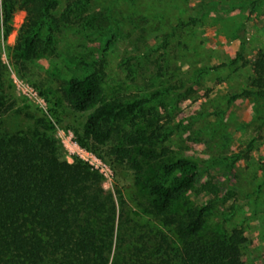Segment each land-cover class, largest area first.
I'll return each instance as SVG.
<instances>
[{
	"label": "rangeland",
	"instance_id": "rangeland-1",
	"mask_svg": "<svg viewBox=\"0 0 264 264\" xmlns=\"http://www.w3.org/2000/svg\"><path fill=\"white\" fill-rule=\"evenodd\" d=\"M252 1L136 0L129 6L93 0L83 15L100 14L102 28L113 17L119 30L105 51L100 30L88 31L81 16L71 13V20H79L57 36L54 52L39 53L27 64L14 50L27 10L21 3L15 6L10 33L0 39L1 89L12 104L3 123L11 132L28 131L46 114L47 131L57 140L61 159H79L97 169L103 188L115 196L116 216L120 193L127 220L120 259L132 244L149 243L152 231L165 230L150 210L148 186L169 179L164 162L190 158L198 165V178L175 198L171 213L208 206L199 238L239 228L246 238L241 246L245 262L264 264V99L240 95L250 88L251 63L264 55V0ZM56 2L61 12L72 0ZM142 10L153 12L141 15ZM240 49L245 64H230ZM79 59L84 64L99 61L103 72L101 93L83 112L63 96L65 82L89 69L76 67ZM155 93L134 121L135 129L159 128L153 147L127 148L121 132L103 145L91 140L80 144L82 126L97 106L112 98L132 101ZM121 128L129 129V124ZM119 148H126L124 155L116 154ZM150 151L154 158L141 154ZM145 254L140 255L144 264Z\"/></svg>",
	"mask_w": 264,
	"mask_h": 264
},
{
	"label": "trees",
	"instance_id": "trees-1",
	"mask_svg": "<svg viewBox=\"0 0 264 264\" xmlns=\"http://www.w3.org/2000/svg\"><path fill=\"white\" fill-rule=\"evenodd\" d=\"M92 1L72 0V6L58 12L56 0H0V39L9 35L13 11L21 3L27 16L14 45L21 63L31 62L39 53L54 52L57 36L79 20H71L68 17L71 13L81 16L88 31L100 30L99 35L106 37L102 50L105 51L119 31L118 26L113 17H108L109 25L103 29L98 23L102 22L100 14L84 16V8ZM113 1L136 4V0ZM153 10H142L141 15ZM239 61L245 64L241 49L230 64ZM99 63L84 64L77 60L76 67L83 65L89 67L88 71L65 82L64 99L75 111L89 109L101 93L103 72ZM251 72L250 88L240 95L264 99L263 54L251 63ZM3 74L0 54V264H144L142 252L146 253V264H248L241 253L246 240L241 229L233 228L230 233L211 239L199 238L208 206L186 207L179 215L171 213L175 198L190 189L198 178V165L190 158L164 162L162 170L169 179L148 186L150 210L165 230L152 231L149 243L143 240L140 246L132 244L131 249L121 252L120 259L119 249L126 241L123 223L127 222L123 221L122 196L119 193L116 197L120 208L116 216L115 196L103 188L98 171L79 159L71 163L61 159L59 144L47 131L46 114L28 131L8 130L2 116L12 104L6 103L7 94L1 89ZM157 94L132 101L112 98L97 106L82 126L80 144L87 146V140H91L103 145L121 132L127 148L153 147L159 128L135 129L134 121ZM54 108L50 110L55 112ZM122 123H128L129 129H122ZM125 149H117L116 154L124 155ZM141 154L154 158L152 151ZM113 248L116 251L111 259Z\"/></svg>",
	"mask_w": 264,
	"mask_h": 264
},
{
	"label": "crops",
	"instance_id": "crops-1",
	"mask_svg": "<svg viewBox=\"0 0 264 264\" xmlns=\"http://www.w3.org/2000/svg\"><path fill=\"white\" fill-rule=\"evenodd\" d=\"M233 43V42H232ZM232 45H234V44H232ZM236 46H235V48H237L238 49V43L237 44H235ZM247 99H250L249 97H247Z\"/></svg>",
	"mask_w": 264,
	"mask_h": 264
},
{
	"label": "built area",
	"instance_id": "built-area-1",
	"mask_svg": "<svg viewBox=\"0 0 264 264\" xmlns=\"http://www.w3.org/2000/svg\"><path fill=\"white\" fill-rule=\"evenodd\" d=\"M95 170H97V169H95Z\"/></svg>",
	"mask_w": 264,
	"mask_h": 264
}]
</instances>
